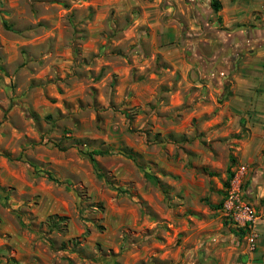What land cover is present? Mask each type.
Listing matches in <instances>:
<instances>
[{
	"label": "rangeland",
	"instance_id": "1",
	"mask_svg": "<svg viewBox=\"0 0 264 264\" xmlns=\"http://www.w3.org/2000/svg\"><path fill=\"white\" fill-rule=\"evenodd\" d=\"M218 1L0 0V264H194L239 242L216 207L261 163L260 88L239 79L264 61L236 52L230 9L260 20L264 0Z\"/></svg>",
	"mask_w": 264,
	"mask_h": 264
},
{
	"label": "crops",
	"instance_id": "2",
	"mask_svg": "<svg viewBox=\"0 0 264 264\" xmlns=\"http://www.w3.org/2000/svg\"><path fill=\"white\" fill-rule=\"evenodd\" d=\"M258 10H261V19L252 21V9L246 7L244 13L239 15L236 6L232 5L230 18L238 25L231 35L235 38V45L244 48V51H236L238 54H243L250 60L264 61V2ZM262 72L259 78L254 73L247 72L239 80L245 86L254 83L260 88L256 103L254 104L253 101L250 104L251 132L248 144L251 156L261 154V163L254 168L255 172L250 176L248 188L244 193L252 206L264 212V208H259L257 204V199L264 197V69ZM247 92L257 94L253 90H247ZM253 160L251 157L250 161ZM236 239L239 242L234 240L229 244L219 245L210 252L208 250L209 257L202 258L203 255L199 254L198 261L194 264H264V222L258 226V239L252 253L245 251L243 240L238 239L237 236Z\"/></svg>",
	"mask_w": 264,
	"mask_h": 264
},
{
	"label": "built area",
	"instance_id": "3",
	"mask_svg": "<svg viewBox=\"0 0 264 264\" xmlns=\"http://www.w3.org/2000/svg\"><path fill=\"white\" fill-rule=\"evenodd\" d=\"M244 172V166H239L233 172L217 214L233 232L241 234V237L237 236V238L243 240L245 251L252 253L258 239V226L264 222V212L247 201L242 190Z\"/></svg>",
	"mask_w": 264,
	"mask_h": 264
},
{
	"label": "trees",
	"instance_id": "4",
	"mask_svg": "<svg viewBox=\"0 0 264 264\" xmlns=\"http://www.w3.org/2000/svg\"><path fill=\"white\" fill-rule=\"evenodd\" d=\"M209 5H210V8H211V10H212L213 12H217V11L219 10V8H220V6H219V1H218V0H209ZM77 149L80 150L83 154H87L88 156L102 155V154H104L102 151H82L83 149H82V147H81L80 145H77ZM232 174H233V173L230 174L229 179H228V182H229V180L231 179ZM99 176H100V175L98 174L97 177H99ZM227 186H228V183L226 184L225 189L227 188ZM224 193H225V190H224ZM224 193H223V195H224ZM222 197H223V196H222ZM222 197H221V199H222ZM221 199H220V201H221ZM220 201H219V203L217 204V207H216L217 209H218V207H219V205H220ZM59 220H65V217H60ZM232 233L235 234L236 236L241 237V234H239V233H235V232H233V231H232Z\"/></svg>",
	"mask_w": 264,
	"mask_h": 264
}]
</instances>
